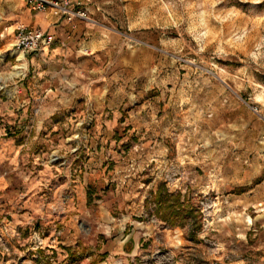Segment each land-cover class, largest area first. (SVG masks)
Listing matches in <instances>:
<instances>
[{
  "label": "clouds",
  "instance_id": "clouds-1",
  "mask_svg": "<svg viewBox=\"0 0 264 264\" xmlns=\"http://www.w3.org/2000/svg\"><path fill=\"white\" fill-rule=\"evenodd\" d=\"M41 253L264 264V0H0V264Z\"/></svg>",
  "mask_w": 264,
  "mask_h": 264
},
{
  "label": "rangeland",
  "instance_id": "rangeland-1",
  "mask_svg": "<svg viewBox=\"0 0 264 264\" xmlns=\"http://www.w3.org/2000/svg\"><path fill=\"white\" fill-rule=\"evenodd\" d=\"M125 118H127V117L125 116ZM122 122L123 121H121V123ZM130 130H131L130 128L129 129H125V136H127L128 132ZM13 131H15V132H13ZM8 134H19V129H16V130L15 129L13 130V128L12 129H8ZM114 138L117 139V140L122 139V137L120 136L119 133H117ZM159 191H162V193H161V195H162L161 199L156 198L154 196V199H155V201L157 203V213L158 214L159 213H163L165 218L168 217L172 221H175L176 219H183L180 211H174L172 207H169L168 208V206H167L168 201L165 199L166 197L164 195V193L166 192V189H165L164 185H161L160 186V190ZM169 198L170 199H168V200L173 201L174 198H175V196H171ZM179 202H180V200H179ZM180 204H182L181 209H185V208L189 209V211L187 213L188 216H191L194 219L196 218L197 212H196L195 209L192 208V206H191L190 203H187V202L181 203L180 202ZM65 250L69 253L70 256H74L75 255V253L73 252V250L71 248H68V249H65ZM51 259L52 258L45 257L43 255V253H41L40 254V259L36 261V264H51ZM81 264H83V261H81Z\"/></svg>",
  "mask_w": 264,
  "mask_h": 264
},
{
  "label": "trees",
  "instance_id": "trees-1",
  "mask_svg": "<svg viewBox=\"0 0 264 264\" xmlns=\"http://www.w3.org/2000/svg\"><path fill=\"white\" fill-rule=\"evenodd\" d=\"M161 193H162V191H159V193L156 194L155 197L161 199V197H162ZM164 195L166 197L165 199L168 201V204H167L168 208L172 207L174 211H179L181 209L182 204H180L179 198L177 196H175V198H174L175 201L174 200L170 201L168 199H170L169 197H171V195H168L167 192H165ZM166 218L169 219L168 217H166Z\"/></svg>",
  "mask_w": 264,
  "mask_h": 264
},
{
  "label": "crops",
  "instance_id": "crops-1",
  "mask_svg": "<svg viewBox=\"0 0 264 264\" xmlns=\"http://www.w3.org/2000/svg\"><path fill=\"white\" fill-rule=\"evenodd\" d=\"M9 129H12V128H9ZM15 128H13V130H14ZM16 130V129H15ZM13 132H15V131H13ZM13 135H19V134H9V136H13Z\"/></svg>",
  "mask_w": 264,
  "mask_h": 264
}]
</instances>
